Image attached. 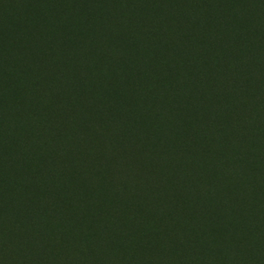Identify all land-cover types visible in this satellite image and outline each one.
Masks as SVG:
<instances>
[{
  "label": "rangeland",
  "instance_id": "rangeland-1",
  "mask_svg": "<svg viewBox=\"0 0 264 264\" xmlns=\"http://www.w3.org/2000/svg\"><path fill=\"white\" fill-rule=\"evenodd\" d=\"M16 2L40 17V29L25 31L23 15L16 18L22 12L14 8ZM133 2L0 0V123L10 120L22 142L28 138L39 146L35 128L28 131L25 125L30 111L22 112L20 106L29 103L30 89L38 101L46 86L45 68L59 70V78L68 82L54 90L51 111L71 107L83 119L66 123L63 143L75 160V174L80 173L77 184L84 180L88 186L82 196L97 189L96 196L85 199H78L77 191L66 193L67 206L58 204L49 190L39 203H46L45 210L47 204L54 207L47 208L52 220L48 231L57 226L75 239L47 241L48 234L42 239L39 220H31L38 238L31 244L39 246L29 245L34 249L29 251L26 246L24 255L42 246L67 253L64 260L70 264L87 258L89 264H189L191 259L201 264H264V67L249 58L253 50L246 32L256 23L246 27L227 18V36L220 35L226 42L211 50L213 62L204 68L190 46L200 37L184 39L187 30L200 34L199 16L182 20L171 0ZM216 6L220 9V2ZM221 10H214L209 21L213 26L226 27L216 18ZM51 12L65 45L61 49L48 42L53 39V22H47ZM70 16L75 23L70 24ZM194 25L199 27L195 31ZM234 25L241 26L236 32L243 31L234 33ZM41 31H49L40 36L43 45H28L24 34L35 37ZM65 34L74 35L73 42ZM238 44L245 51L238 54L243 65L229 70L225 87L212 85L206 75L214 60L234 58L232 47ZM164 57L179 63L172 73L160 63ZM239 73L236 91L232 78ZM86 89L91 106L77 109ZM109 103L119 105L122 115L107 112L104 105ZM47 113L41 112L42 121H48ZM121 137V147L113 150L112 142ZM96 202L112 220L104 233V226L93 225L88 214L78 218V227L71 217L82 215L80 204L90 210ZM6 224L0 223V234ZM72 229H77L75 235ZM81 234L91 239L80 242ZM36 259L34 252L32 264Z\"/></svg>",
  "mask_w": 264,
  "mask_h": 264
},
{
  "label": "trees",
  "instance_id": "trees-1",
  "mask_svg": "<svg viewBox=\"0 0 264 264\" xmlns=\"http://www.w3.org/2000/svg\"><path fill=\"white\" fill-rule=\"evenodd\" d=\"M138 1L139 0H134L133 4L137 6ZM171 2L174 14L182 15V20H185V16L188 19L198 16L201 18L200 34L197 36L199 31L192 33L190 30H187L184 39L190 40L194 39V37H200L199 39H195L190 46L192 52H194L198 58L197 61L202 67L207 68L208 64H212L214 55L213 52L211 53V50H214L215 48L214 51H216V48L222 45V41L226 42L224 39L220 38V35L227 36L223 33L229 29V25H227V23L235 19H238L240 23L246 27L251 23H256V28L252 27V29H246L253 50L251 53L252 57L249 58L254 59L259 68L264 67V53L258 52L259 48L264 49V0H171ZM219 2L220 6L218 8L220 9H213L214 7H217L216 5ZM226 2L229 3L228 8L233 9L232 11L228 8L226 11L222 9L223 4L225 5ZM14 5L16 10H22L21 14L20 12L16 13V18L20 19L21 15H23L22 22L26 23V27L28 28L25 31L33 32L32 28L36 30L40 29L43 25L42 20H40V17L35 18L33 11L26 12V4L16 2ZM55 5L56 3H53V6ZM214 10L222 11L223 14H217L216 18H218L221 23L224 22L226 27H216L209 23L210 19L214 18ZM43 15L48 19V14L43 13ZM227 18H229V21L226 23L225 20ZM50 19L51 21H47L48 23L55 21L52 12ZM238 20H236V22H238ZM69 21L71 24L72 22L75 23L76 20L71 17ZM238 26L241 27L240 25H234V33L236 32ZM197 28H199L198 25H194L192 29L195 31ZM180 30L181 28H179V31ZM242 31L243 30H240L238 32L241 33ZM31 32L24 34V37L28 45L30 44V46L35 48L43 45V41L40 36H44L49 33V31H41L38 36L32 37L35 34L28 35ZM50 32L51 33L49 34L53 36V39L48 42L52 43L56 49L63 48L65 46L63 40L58 37L61 32L55 27L54 22L53 28ZM238 32H236V34ZM72 36L74 35H66L70 41L74 39ZM184 45L185 44H183V46ZM46 48H49V51L51 49L49 44ZM223 50L225 49L223 48ZM242 50L243 46L238 44L232 47V54L233 56L235 55L234 58H227L224 56L222 60H214L215 67L208 71L210 73L209 75H206L207 80H209L210 83L216 87H225L228 84L227 74L230 72L229 70L233 67H240L243 65L242 62L238 61V54L240 52H245ZM254 52L256 53L254 54ZM184 60V56H181L178 61H181L180 64H182V62L184 63ZM44 61L46 62L47 58ZM159 61L162 65L166 63L164 66L169 73H172L173 69L179 65V63L173 62L166 57L160 58ZM43 75L42 77L45 78H43V82H46V86L38 92V101H33L31 95L35 93V90L30 89L29 103H22L20 106L21 109L24 107L20 111L23 112V110L27 109L30 111L26 115L25 125L28 131H30L32 126L35 128L39 146L33 145L32 142H29L28 138L26 139L27 141L22 142L20 139L21 135L18 134L14 128L10 127V120L7 123H0V223H8L2 231V234H0V264H32V255L34 252L38 258L35 260L34 264H70V260H64V255H67V253H64L66 242L61 244V251L64 254H60L59 252L56 253L52 247L43 248L41 246L30 255H24L26 246V251L34 250L32 248H28L29 245L34 247L39 246L31 244L32 241H36L38 238L35 236L36 231L34 230V227L31 226L33 224H31L30 221L39 220L38 232L43 230L42 239L48 234L49 238L46 239L47 241H56L58 238L61 239L65 237H73L74 240L75 237L73 235L68 234V232L65 233L61 230L62 228H58L57 226L48 231L51 227L52 220L47 214L51 211H48L47 208L49 210H54V207L53 204H47L46 212V210L42 208L46 205V203H43L40 207L39 203L42 202L49 190L53 192L57 203L65 206L68 205L65 198L66 193H75V191H77L78 199H80L79 197L83 195V192L89 191L88 189L85 190L88 186L85 184L84 180H82V184H77V175L80 177V173L75 174V171L78 172L75 168V160L69 155V153L66 152L67 143H63L65 141L64 133L66 132H64V126L66 123H69V121L77 122L83 119H80L77 112L71 107H68V109L65 108L51 111V108L53 109V106H56L53 105L54 90L59 87H66L68 78H59V70L57 69L52 70L45 68ZM192 76L193 75H191V77ZM239 76L240 73L237 78L235 76L232 78L237 82L236 86L233 87L236 91L237 88H240ZM38 77L41 76L38 74ZM7 84V82L3 81L2 85ZM82 92L83 98L79 99L76 108L84 110L90 105L91 100L90 98H87L89 96L87 89L86 92ZM122 93H124V91ZM230 93L232 92H229V94ZM120 98L115 97L117 101L120 100ZM3 99L5 100V97H3ZM133 99L136 98L133 96ZM94 104L95 103L93 102L92 105ZM109 105H104V109L107 112L112 113L113 111H118V113L122 115L121 113L123 110H120L121 107L119 105H115L114 107L110 103ZM44 110H48V121L46 122L42 121L41 112ZM0 114H2V111H0ZM1 120L2 117H0V121ZM66 138L69 139V135L66 136ZM122 142V137L120 140L117 139L112 142L113 150L119 149ZM6 168L9 169L7 174L3 171ZM96 193L97 189L95 191L90 190L88 197H94L97 195ZM88 197L87 195H84L81 199ZM23 198L26 199V202H22V200H24ZM13 204L14 211L11 212ZM101 206L102 212L99 213L97 211V207ZM79 207L82 209V215L79 216L77 212V214L74 213L71 216L73 219H76V227L79 225L78 218H85L88 214V217H91V220H93V225L97 227L104 226L102 227L105 228L103 233L110 229L112 220H107L108 214L104 212L103 204L99 205V202H96L93 206H91L90 210H85L83 204H80ZM77 229H72V234H74V231L76 233ZM15 232L21 233L22 237L18 239V235L15 234ZM79 232L87 234V232L83 229L79 230ZM82 235L83 234H81V239L79 240L80 242L81 240L87 241L90 238H82ZM72 243L75 244V242ZM211 257L212 256H208L207 258L209 259ZM29 259L30 261H28ZM201 262L202 261L199 259H191L189 264H201ZM80 264H89V259L87 258L86 261H81Z\"/></svg>",
  "mask_w": 264,
  "mask_h": 264
}]
</instances>
